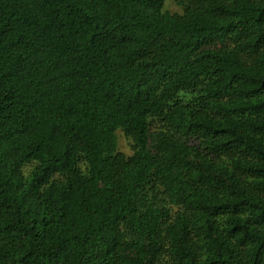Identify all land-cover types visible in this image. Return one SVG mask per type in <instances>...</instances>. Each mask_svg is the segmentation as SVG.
I'll use <instances>...</instances> for the list:
<instances>
[{"label": "trees", "instance_id": "trees-1", "mask_svg": "<svg viewBox=\"0 0 264 264\" xmlns=\"http://www.w3.org/2000/svg\"><path fill=\"white\" fill-rule=\"evenodd\" d=\"M166 1L0 0V264H264V0Z\"/></svg>", "mask_w": 264, "mask_h": 264}, {"label": "rangeland", "instance_id": "rangeland-1", "mask_svg": "<svg viewBox=\"0 0 264 264\" xmlns=\"http://www.w3.org/2000/svg\"><path fill=\"white\" fill-rule=\"evenodd\" d=\"M165 9L169 11L170 13H181V10L172 2V0L166 1ZM117 136H118L119 151L124 153L125 155H130L131 149H130L129 141L125 138L123 133L120 131L117 132Z\"/></svg>", "mask_w": 264, "mask_h": 264}]
</instances>
